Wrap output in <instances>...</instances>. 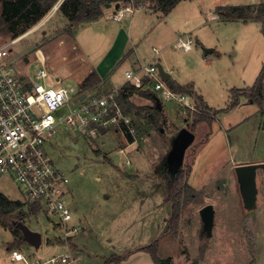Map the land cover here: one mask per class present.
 <instances>
[{
  "label": "rangeland",
  "instance_id": "obj_1",
  "mask_svg": "<svg viewBox=\"0 0 264 264\" xmlns=\"http://www.w3.org/2000/svg\"><path fill=\"white\" fill-rule=\"evenodd\" d=\"M231 1L242 4L240 1L243 0ZM135 3L136 6L154 9L149 0H135ZM56 5L42 21L17 38L0 29V46L17 39L10 59L18 73L33 79L35 72L44 67L50 76L47 85L68 90L69 105L74 108L80 103V81L88 67L83 63L88 61L92 65L94 60L101 59V44L94 42L95 31L76 38L77 34L68 29L52 30L50 25L60 18V13L49 22L46 20ZM190 5L191 2L179 7L175 12V23L186 20L179 15L181 10L190 12ZM2 11L0 0V15ZM188 20V27H198L195 11ZM36 26L39 27L37 30ZM62 35H69L71 43L60 46L57 39L60 40ZM198 36L205 48H213L219 53L208 57L213 60L210 67L201 63L198 55L203 58L204 49L198 45L193 46L194 50L188 54L171 46L168 59L172 66L158 60L155 64L161 65L165 71L172 70L173 80L177 77L184 84L197 82L203 87L214 85L216 77L222 79V87H225V70L234 66L238 80L233 85L243 86L239 81L240 75L249 86L254 85L263 67L259 57L264 52L261 48L264 36L254 24L244 26L239 22L208 20L202 23ZM154 43L146 44V59L143 61L154 59L153 47L158 51L161 49ZM249 64L252 76H244L243 69ZM258 66L259 72L255 73ZM54 79H60L61 83L57 84ZM208 90L212 92L214 86H209ZM220 95L214 96L213 101L218 102ZM147 99V96L135 94L133 100L123 101L138 131L135 143L130 146L126 139L128 135L124 137L121 132L85 140L79 134L63 129L46 146L55 166L70 180L68 198L74 205L75 216L69 227L78 225L81 230L72 235L69 244L73 254L82 256L78 263L106 264L111 260L113 263L110 264H115L118 258H122L120 264H156L151 253L139 249L158 241V255L164 264H264V172L261 169L257 171V207L253 212L246 209L235 174L236 164L264 161V131H259L258 120L250 119L262 110L260 105L255 102L251 105L252 100L247 97L243 100L245 107L231 113L228 121L234 125L245 121L243 126L228 129V122L223 116H217L215 111L217 118L193 128L195 113L202 109L196 107V111L186 107L185 114L181 115L182 104L173 100L169 101L171 104L163 102L165 108L162 112H166L175 123L162 120L153 124L150 108L156 106V101ZM182 116L189 119L185 128L195 133L196 140L187 150L179 171L184 169L187 172L191 167L187 182L200 196L191 201L190 193L184 195L178 223L168 230L172 204L164 202L165 179L177 174L168 166L172 156L180 150V132L184 128L180 129L178 125L183 121ZM219 118L222 126L227 127L225 131L217 122ZM126 159L130 160V165ZM0 193L13 200L24 201L20 187L9 176L0 179ZM206 205L215 209V226L210 238L203 233L200 215ZM56 223V218H48L45 214L31 217L29 228L42 235L39 249L26 242L15 243L11 231L0 227V264L1 259L9 255L7 245L11 244L33 260L45 261L66 253L65 232ZM85 232H90V236Z\"/></svg>",
  "mask_w": 264,
  "mask_h": 264
},
{
  "label": "built area",
  "instance_id": "obj_2",
  "mask_svg": "<svg viewBox=\"0 0 264 264\" xmlns=\"http://www.w3.org/2000/svg\"><path fill=\"white\" fill-rule=\"evenodd\" d=\"M135 8V0L129 5L120 3L112 17L120 22ZM38 26L35 30L41 25ZM16 42L17 39H14L0 46V179L9 176L16 182L24 195L21 202L25 210L29 212L32 207L38 209L31 215L45 214L48 218L57 219L56 225L65 232L69 251L42 261L29 259L14 249L11 251L12 260L23 264H76L69 239L81 228L78 225L69 227L75 216L74 205L68 198L70 180L55 166L46 152V146L60 129L77 133L85 140L121 132L124 137L127 134L134 138L129 146L135 143L138 131L133 118L120 102L121 87L90 94L80 90V103L72 108L68 90L47 85L50 76L44 67L35 72L33 79L18 73L10 59ZM177 45L189 52L193 49L194 40L190 35H183ZM125 79L126 84L142 92H151L161 103L173 100L196 110V106L187 103L185 94L177 93L168 86L154 60L130 67L125 71ZM54 81L61 83L60 79ZM84 94L86 96L82 99ZM126 161L130 165V160Z\"/></svg>",
  "mask_w": 264,
  "mask_h": 264
},
{
  "label": "crops",
  "instance_id": "obj_3",
  "mask_svg": "<svg viewBox=\"0 0 264 264\" xmlns=\"http://www.w3.org/2000/svg\"><path fill=\"white\" fill-rule=\"evenodd\" d=\"M62 1L63 0L59 1L58 6L55 8V10L51 13V15L46 20L47 22H49L50 19L55 14L60 13V18L57 21H55L52 25H50L51 29L54 30L55 32L60 31V30L62 31L67 30L70 27V22L68 21L64 13L60 10V5ZM149 1L151 2V0ZM190 2H191L190 12L184 13L181 10V14L179 15V18L183 17V20L184 19L186 20L184 22L182 20L183 23H180V24L175 23V20H176L175 12L178 11L179 7L182 4L190 3ZM240 2L242 4H237V2H234V1L232 2L231 0H184V1H181L167 15L163 14L161 11L156 10L155 8L148 9L146 6L140 5V6H136L135 10L131 13H128L120 22L115 21L112 17L113 14L116 12V4L110 3V4L103 5L102 6L103 16L101 18L94 20V21H90V22L80 23L79 25L74 26L75 29H73V34L74 32L75 34H77L76 38H79L78 36L82 37L83 35L85 36L90 35V32L95 31L96 37L94 39V42L101 44L100 49L102 50V51H99V55H102L100 60H94V63L91 62L92 65L88 64V61L83 63V64H86L88 67L86 69V74L81 79L80 83H83V81L89 74L95 72L101 79V83L87 90L86 92H89V93L104 92V91H110L113 88L121 87L122 96L125 95V100L123 98L124 103L126 101L133 100V98L135 97V94H138V93H135V91L133 93L132 92L133 90H131L132 87L129 84H126L125 71L130 69V67L132 66L136 67L139 64L145 62L143 61L146 59V53L144 52L145 51L144 49L148 42H155L154 44H158L161 47L159 51L157 47H153L154 62L158 60L159 62H161V64L164 62L172 66L171 62L168 59V49L171 46H174L176 47V49L183 51L185 54H188L194 50L195 45H198L204 49L203 58H201V56L198 55V57H200L201 63L206 67H210L213 63V60H210L208 57H210L213 54L219 55V53L216 52V50H214L213 48L211 49L205 48L203 40L198 36V32L201 30L202 23H204L205 21L218 20L222 23L239 22V23H242V25L244 26L248 25V23H252L254 24L255 29L259 33H262L264 36V30H263L264 20L256 19V20L245 21L244 19H223L221 16H219V14H217L216 10L221 7L251 6L256 9V7L259 4L263 3L264 0L262 1L261 0L260 1L243 0ZM193 11H195L198 17V20L196 21L198 27L195 25V27L190 28L188 27L190 24V21L188 20V18H192ZM64 32H62L61 34H63ZM43 33H45V30ZM183 35H190L194 40V47L189 52H185L184 50L180 49L177 45V41L179 37ZM71 40L72 39L69 35H62L60 37V40L57 39L60 46L64 44H70ZM262 42L263 44H261V48L264 51V39ZM237 54H238V51L235 52V56H237ZM259 59H261L260 65L263 66L264 52L261 53V57H259ZM113 68H114V71L111 72ZM251 70H252L251 64L246 65L243 69L244 74L243 73L242 74L244 76H248V74L251 75L252 74ZM166 72H169L170 74L169 80L174 81V83L180 86L187 87V88L190 87L193 90L194 92L193 95L182 93L187 96L186 101L188 104L192 106H196L197 109H200V110L202 109V111L204 110L203 108H205L204 112L210 115L213 114L212 116H214L215 118L217 117L215 116L214 112L217 111L218 113L216 115L219 117L223 116L224 119L228 122L227 123L229 125L228 129H232L233 126L240 127L241 125L242 126L245 125V121H240L239 123H236L235 125L230 123V121H228L229 120L228 117L231 115V113L233 112L235 113L238 110H242L245 107L244 105L246 104L243 100L244 98L247 99V97L244 95L240 96L239 104L232 109L226 110L228 105L232 101V97H233L232 90L233 89H246L248 87H251L249 86L248 81H245L244 78L241 77V75L239 76L240 77L239 81L242 82L243 86L238 87V85L232 84L238 80L236 76V68L234 66L229 68L228 70H225V75L227 79L225 83V87H222V79H220L219 77H216V79L214 80V85L208 84L207 86L203 87L197 82H189V83L184 84V82H182L181 79L177 77L175 78V80H173L172 70H169ZM257 72H259V66L257 67L255 73ZM177 80H180V81H177ZM209 86H214V90L212 92H209L208 90ZM139 95L146 96L141 93H139ZM219 95H220V100L218 102H214L213 101L214 96L218 97ZM147 101H151V99L149 98L147 99ZM253 103H254L253 101L250 102L251 105ZM122 106L126 112L125 106L123 104ZM181 106L182 107H181L180 114L184 115L186 111L185 110L186 106L184 105H181ZM133 108L135 110H138L135 107ZM162 108H165L163 104H162ZM127 114L129 113L127 112ZM162 118L166 121H169L170 123L171 122L175 123V121L169 118L166 112H162ZM182 118H183V121L181 120L178 125L181 127L180 129L185 128V123H188L187 120H189L187 117H184V116H182ZM250 119H253L252 121L258 120L259 121V131L260 130L261 132L262 130L264 131V101H263V109L255 113L254 117H251ZM217 122L220 124L221 129L225 131L227 127L224 128V126H222V121L220 118L218 119ZM195 140H196V135H195ZM74 146L78 149V145L74 144ZM258 162H261V163L255 162V164H264L263 163L264 161L262 160ZM248 164H252V162H249ZM236 166H240V164H236ZM236 180H237V176H236ZM237 183H238V180H237ZM7 197L10 198L9 196ZM23 210L27 212V210H25V207H23ZM34 216L37 217L39 215H30V217L25 219L27 220V223H26L27 225L30 222L31 217H34ZM11 233L13 234V237L15 240H19L21 236L23 237L22 232H20L17 235H15L12 231ZM85 235L90 236V232H85ZM13 245L12 244L7 245V250L9 251V255H7V258L4 257L3 259H1L2 260L1 264H23L22 262H17V261L12 260L11 251L16 249V247ZM68 251L69 249L67 248V252ZM74 256L77 259L78 255L76 256V254H74ZM80 258H82V256L79 255L76 261V264H79L78 260Z\"/></svg>",
  "mask_w": 264,
  "mask_h": 264
},
{
  "label": "trees",
  "instance_id": "obj_4",
  "mask_svg": "<svg viewBox=\"0 0 264 264\" xmlns=\"http://www.w3.org/2000/svg\"><path fill=\"white\" fill-rule=\"evenodd\" d=\"M60 0H2L3 11L0 15V29L8 34H12L14 38H17L34 25L42 21L46 15L52 10V8ZM132 0H63L60 5V10L67 17L70 22L69 31H73L74 26L80 23L90 22L97 20L103 16L102 6L110 3H122L129 5ZM139 1V0H137ZM181 1L184 0H151L154 8L161 11L163 14H169ZM217 14L223 19H244L264 20V2L259 4L256 9L251 6H239V7H221L218 8ZM264 30V29H263ZM101 83L99 76L93 72L89 74L82 83L81 90L87 91ZM168 86L177 93H186L193 95L194 92L190 87H183L170 80L167 82ZM132 92L141 93L146 95L150 99L156 98L147 92H139L140 90L132 87ZM264 63L262 70L254 83L253 86L246 89H233V97L231 103L228 105L226 110L232 109L239 104L240 96L244 95L251 99L253 102L258 103L263 109L264 101ZM123 98L121 96L120 102L123 104ZM162 107V103H161ZM163 109V108H162ZM162 109L158 110L157 104L150 108V120L153 124H159L164 120L162 118ZM205 110V108H203ZM204 110L195 113V118L192 124L193 128H196L199 124L206 121H212L215 119L214 116L207 114ZM127 113V112H126ZM128 141L132 143L134 138L128 136ZM191 167H188L187 172L181 169L175 176H169L165 179V199L164 202L172 204V214L169 220V227L177 225L180 218L181 206L183 203L184 195L190 193L191 201L195 200V196H200L196 191L188 184L187 179L190 175ZM193 196V197H192ZM197 201V200H196ZM37 208H30L29 212L23 210V203L20 201L11 200L6 195L0 193V227L9 229L15 235L21 231L17 228V223L25 221L26 218L30 217L31 214L37 213ZM25 242L21 236L19 241L15 240V243ZM14 246V245H13ZM11 248V247H10ZM158 241L154 242L150 246L139 249L140 251H146L151 253L156 264H164V261L158 255ZM122 258L117 259V263L122 262ZM113 263L109 260L106 264Z\"/></svg>",
  "mask_w": 264,
  "mask_h": 264
},
{
  "label": "water",
  "instance_id": "obj_5",
  "mask_svg": "<svg viewBox=\"0 0 264 264\" xmlns=\"http://www.w3.org/2000/svg\"><path fill=\"white\" fill-rule=\"evenodd\" d=\"M58 5H56L57 7ZM55 7V8H56ZM120 7V3L116 4V9ZM159 72L162 75L164 81L168 82L170 78V74L164 70V68L159 65ZM85 94L82 96V99L85 98ZM156 104L158 110H161V101L156 99ZM181 144L180 150L177 155L172 156L171 163L169 164V170L172 169L174 173L179 172V168L183 165V161L185 159V155L187 150L195 141V133L190 131L187 128H184L181 132ZM263 170L264 172V164H250V165H240L235 168L239 190L241 197L244 201L247 211L253 212L257 207V171ZM202 223H203V233L206 234L208 238H210L213 234V229L215 226V209L212 205H206L201 209L200 212ZM27 220L20 221L17 223V228L23 234V238L26 243L31 245L32 247L39 249L42 244V235L41 233L32 230L26 224Z\"/></svg>",
  "mask_w": 264,
  "mask_h": 264
}]
</instances>
